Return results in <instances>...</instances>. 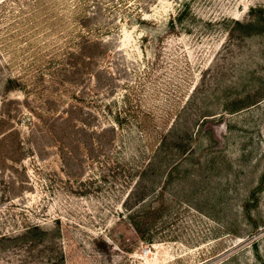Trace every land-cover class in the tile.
Returning <instances> with one entry per match:
<instances>
[{"label": "rangeland", "instance_id": "obj_1", "mask_svg": "<svg viewBox=\"0 0 264 264\" xmlns=\"http://www.w3.org/2000/svg\"><path fill=\"white\" fill-rule=\"evenodd\" d=\"M138 1L0 0V264H264V0L174 29V0ZM118 111L101 152L186 153L132 207L150 240L101 178Z\"/></svg>", "mask_w": 264, "mask_h": 264}, {"label": "trees", "instance_id": "obj_2", "mask_svg": "<svg viewBox=\"0 0 264 264\" xmlns=\"http://www.w3.org/2000/svg\"><path fill=\"white\" fill-rule=\"evenodd\" d=\"M125 0H118L120 4ZM175 4L177 5L176 13L170 18L169 25L170 29H174L177 24L180 26H183L185 23V19H188L190 17L197 16V13L193 11V4L198 3H207L209 0H174ZM144 3H140V1L135 0V4H131L130 6H126L128 9H136L138 12H140L143 9ZM137 16L140 21H143L144 19L141 18L140 14L137 13ZM113 101H105V103H102V106H104V110L110 112L112 110ZM103 108V107H102ZM124 112V110H123ZM114 122L118 123V127L114 124L113 127L110 125L109 127H104L98 130L97 136L98 140H96L94 143L95 147L101 148L100 155L101 159L98 161L100 163V169L101 171H104V169H107V172L101 173L102 180L111 179V181L116 184L115 186H119L121 190L126 189L125 196L123 198L122 205L125 210L128 212V218L132 221V226L134 230L137 233H140L141 237L147 238L146 240H150V237H145L147 228L145 223H141L142 225H139V221H136V218L139 219V216L141 212L143 211L142 208H140L139 211H136L132 213V207L135 205H141L145 202L147 197L151 196H157V189L156 188V182H158V178L162 176L165 168L167 166H171L175 163V160L178 158H185V149L182 148L184 146L183 144H180L176 141H171L167 144V142H164L165 140H162V142L159 143L158 147L156 148L153 153H151L146 160L141 159L140 163H136L133 161L126 162L123 160L122 162L117 159L116 157L113 158L111 154L103 153V146L109 145H115L117 144L115 138H110V135L108 133L115 135L116 130H119V126L126 120L122 119L124 121H121L120 119V113L115 114V118H113ZM85 128L87 125H83ZM111 127V128H110ZM84 128V129H85ZM88 129V127H87ZM172 133H176L175 131H172L170 136H172ZM109 150V148L107 149ZM180 154H183L180 156ZM126 167V169H125ZM104 168V169H103ZM132 213V214H131ZM143 215V213H142ZM141 215V217H142ZM143 222V221H141ZM149 226V225H148ZM35 231H40L39 225H33L32 227H28L26 233ZM36 233V232H35ZM44 233L43 231L41 232ZM33 238L34 236L31 235ZM150 242V241H149Z\"/></svg>", "mask_w": 264, "mask_h": 264}]
</instances>
